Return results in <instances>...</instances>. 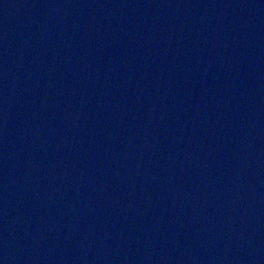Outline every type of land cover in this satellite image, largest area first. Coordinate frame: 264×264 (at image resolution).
I'll list each match as a JSON object with an SVG mask.
<instances>
[{
  "label": "water",
  "instance_id": "95a60500",
  "mask_svg": "<svg viewBox=\"0 0 264 264\" xmlns=\"http://www.w3.org/2000/svg\"><path fill=\"white\" fill-rule=\"evenodd\" d=\"M0 264H264V0H0Z\"/></svg>",
  "mask_w": 264,
  "mask_h": 264
}]
</instances>
